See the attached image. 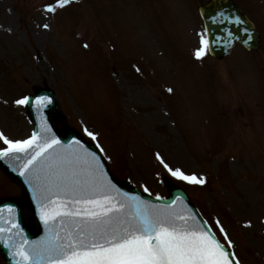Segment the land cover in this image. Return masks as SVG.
I'll use <instances>...</instances> for the list:
<instances>
[{"label": "rangeland", "instance_id": "obj_1", "mask_svg": "<svg viewBox=\"0 0 264 264\" xmlns=\"http://www.w3.org/2000/svg\"><path fill=\"white\" fill-rule=\"evenodd\" d=\"M204 1L0 0V132L28 138L15 101L47 85L60 123L102 147L114 177L155 197L172 180L226 244L220 221L241 264H264V0H236L260 50L219 62L195 55ZM157 154L204 183L172 176ZM13 189L0 172V196Z\"/></svg>", "mask_w": 264, "mask_h": 264}, {"label": "snow or ice", "instance_id": "obj_2", "mask_svg": "<svg viewBox=\"0 0 264 264\" xmlns=\"http://www.w3.org/2000/svg\"><path fill=\"white\" fill-rule=\"evenodd\" d=\"M56 3L63 7L70 0H56ZM47 10L56 9L48 5ZM235 22L242 23L239 17ZM209 32L205 29L200 34L197 57L203 56L215 40ZM244 32L248 35L247 28ZM228 35L230 41L235 39L233 33ZM248 38L251 39L250 35ZM45 101L50 103L51 98H36L37 105L42 106ZM28 103L27 96L15 101L17 105ZM84 131L96 140L94 132L87 128ZM49 132L44 126L40 132L34 131L22 140L9 139L0 132L5 145L0 147V158L20 160L19 154H24L17 170L32 184L41 219L48 227L46 236L37 241L21 236L23 230L18 224L16 233L0 227V243L11 250L13 257H18L16 264H240L234 259L235 253L228 250L232 241L219 220L216 225L226 244L191 209L177 212L121 192L96 152L89 151L79 141L69 149L54 134L48 135ZM97 146L103 153L104 149ZM157 159L172 176L204 183L194 174L186 175L169 167L159 154ZM8 209L11 214V206Z\"/></svg>", "mask_w": 264, "mask_h": 264}, {"label": "water", "instance_id": "obj_3", "mask_svg": "<svg viewBox=\"0 0 264 264\" xmlns=\"http://www.w3.org/2000/svg\"><path fill=\"white\" fill-rule=\"evenodd\" d=\"M222 4L224 11H222L218 19L214 21L211 16L218 11L219 5ZM203 18L205 21L206 29H209V35L215 37L212 46L209 48L210 52L216 57H222L228 54L230 49L235 43H241L248 49H256L259 46V36L254 28L253 24L237 9V7L230 0H214L205 7H202ZM239 17L242 23H236V18ZM248 29V35L245 34L244 29ZM234 34L235 39L230 41L228 33ZM250 35L251 39L248 38ZM37 97H50L51 102L45 101L43 105L36 104ZM30 103L26 104L28 115L34 124V131L40 132L42 127L47 126L50 129L48 135H55L62 143L63 146L71 148L75 146V142L79 141L80 144L84 145L89 151H94V148L90 145L84 144L81 138L72 131L68 129L64 134L59 133L53 126V121L56 116L59 115V109L55 103V96L53 91L49 89H37L35 95H30ZM97 153V152H96ZM21 156L20 160L14 158L10 159L8 157L0 158V168L13 180L16 181L22 188L26 199V206L21 207L19 204L12 200H3L0 202V210H3V217L0 219V227L11 229L12 233L18 232L15 227L16 224L19 225V229H22L21 236L27 237L29 241H37L42 237H45L48 233V227L45 225L44 221L41 219L40 206L37 200L34 198L32 184L28 182L26 176H21L20 172L17 170L23 163V153L19 154ZM97 155H99L97 153ZM106 169V167H105ZM113 183L121 190L123 193H128L132 195L139 196L144 201H149L156 206H168L175 209L177 212H183L185 208L191 209L187 196L178 188L173 186L171 183L167 182L169 189V198L163 201H158L151 199L149 197L143 196L134 188L127 185H119L112 180ZM8 206H11L12 212L9 213ZM194 211V210H193ZM27 217H30L35 222V230H31L27 225ZM7 236L8 233H5ZM19 239V236L16 237ZM0 254L6 260L8 264H16L18 257H13L11 250L0 243Z\"/></svg>", "mask_w": 264, "mask_h": 264}]
</instances>
